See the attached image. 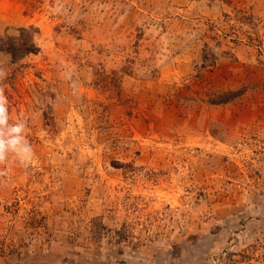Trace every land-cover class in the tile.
I'll return each instance as SVG.
<instances>
[{
  "label": "rangeland",
  "instance_id": "obj_1",
  "mask_svg": "<svg viewBox=\"0 0 264 264\" xmlns=\"http://www.w3.org/2000/svg\"><path fill=\"white\" fill-rule=\"evenodd\" d=\"M0 264H264V0H0Z\"/></svg>",
  "mask_w": 264,
  "mask_h": 264
},
{
  "label": "clouds",
  "instance_id": "obj_2",
  "mask_svg": "<svg viewBox=\"0 0 264 264\" xmlns=\"http://www.w3.org/2000/svg\"><path fill=\"white\" fill-rule=\"evenodd\" d=\"M27 121L21 115L13 119L9 110L8 96L0 89V163L14 158L20 165L30 164L34 149L27 138ZM7 169L0 168V176H6Z\"/></svg>",
  "mask_w": 264,
  "mask_h": 264
},
{
  "label": "trees",
  "instance_id": "obj_3",
  "mask_svg": "<svg viewBox=\"0 0 264 264\" xmlns=\"http://www.w3.org/2000/svg\"><path fill=\"white\" fill-rule=\"evenodd\" d=\"M33 27L22 26L17 33H0V52L9 53L13 61H19L32 53H38L40 47L35 40Z\"/></svg>",
  "mask_w": 264,
  "mask_h": 264
}]
</instances>
